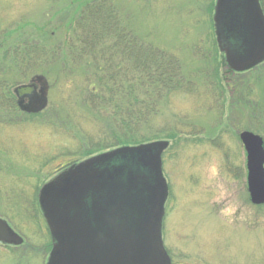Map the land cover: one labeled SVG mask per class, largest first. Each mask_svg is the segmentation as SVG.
I'll list each match as a JSON object with an SVG mask.
<instances>
[{"label": "rangeland", "instance_id": "374dc122", "mask_svg": "<svg viewBox=\"0 0 264 264\" xmlns=\"http://www.w3.org/2000/svg\"><path fill=\"white\" fill-rule=\"evenodd\" d=\"M104 2L141 42L176 57L189 82L160 102L152 127L139 133L150 143L178 136L163 155V238L173 264H264V206L250 202L239 139L249 129L264 137V64L229 73L216 42V0H0V59L39 43L58 47L57 61L40 63L34 76L13 68L0 74L13 93L44 78L50 102L34 118L0 109V217L25 240L0 244V264H47L52 240L36 206L39 191L104 136L109 115L90 104L88 73L58 61L83 11Z\"/></svg>", "mask_w": 264, "mask_h": 264}, {"label": "water", "instance_id": "95a60500", "mask_svg": "<svg viewBox=\"0 0 264 264\" xmlns=\"http://www.w3.org/2000/svg\"><path fill=\"white\" fill-rule=\"evenodd\" d=\"M217 42L231 70L243 73L264 63V14L259 0H217ZM37 83L42 85L38 91ZM28 100L21 109L39 114L49 106L44 78L15 89ZM247 155L251 203L264 205V139L239 135ZM158 141L122 147L75 164L45 184L39 204L53 241L48 264H171L162 238L169 188ZM0 243L24 239L0 217Z\"/></svg>", "mask_w": 264, "mask_h": 264}, {"label": "trees", "instance_id": "16d2710c", "mask_svg": "<svg viewBox=\"0 0 264 264\" xmlns=\"http://www.w3.org/2000/svg\"><path fill=\"white\" fill-rule=\"evenodd\" d=\"M259 1L264 14V0ZM77 21V27L64 49L66 54L58 61L63 60L64 64L72 67L80 66L88 73L86 80L95 85L89 90L90 104L109 115L101 127L104 136L98 142L89 143L91 147L84 151V158L155 140L141 137L139 133L152 127L153 116L158 113L163 99L185 90L189 84L182 74L180 62L176 57L141 42L121 22L108 2L87 6ZM217 47L220 52L219 45ZM56 51L58 47L39 43L32 46L30 52H14L10 58L6 55L0 59V66L5 67L0 74L7 68H13L34 76L40 63L48 65L52 59L57 61ZM223 65L228 66L226 61ZM12 88H7V82L0 85L2 111L14 112L17 109ZM258 131L257 134H262L261 130ZM177 137V134H172L165 141L170 142ZM36 206L39 210L37 199Z\"/></svg>", "mask_w": 264, "mask_h": 264}, {"label": "flooded vegetation", "instance_id": "af4514ba", "mask_svg": "<svg viewBox=\"0 0 264 264\" xmlns=\"http://www.w3.org/2000/svg\"><path fill=\"white\" fill-rule=\"evenodd\" d=\"M27 104V101H24V103L22 104V106H25ZM16 105H17V108H19V106H18V100L16 99ZM21 106V107H22ZM71 166H69V167H66V169H68V168H70ZM52 248H53V242H52ZM52 251V250H51ZM51 254V253H50ZM50 258V257H49Z\"/></svg>", "mask_w": 264, "mask_h": 264}]
</instances>
